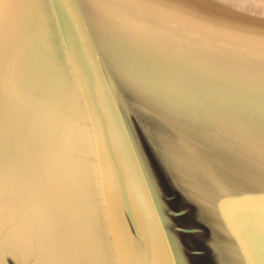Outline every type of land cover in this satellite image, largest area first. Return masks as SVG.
<instances>
[{"label":"water","instance_id":"1","mask_svg":"<svg viewBox=\"0 0 264 264\" xmlns=\"http://www.w3.org/2000/svg\"><path fill=\"white\" fill-rule=\"evenodd\" d=\"M0 264H264V32L0 0Z\"/></svg>","mask_w":264,"mask_h":264},{"label":"rangeland","instance_id":"2","mask_svg":"<svg viewBox=\"0 0 264 264\" xmlns=\"http://www.w3.org/2000/svg\"><path fill=\"white\" fill-rule=\"evenodd\" d=\"M194 8L264 32V0H180Z\"/></svg>","mask_w":264,"mask_h":264}]
</instances>
